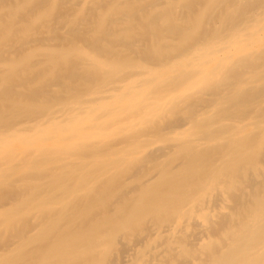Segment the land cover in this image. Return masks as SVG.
I'll use <instances>...</instances> for the list:
<instances>
[{
	"label": "bare ground",
	"instance_id": "bare-ground-1",
	"mask_svg": "<svg viewBox=\"0 0 264 264\" xmlns=\"http://www.w3.org/2000/svg\"><path fill=\"white\" fill-rule=\"evenodd\" d=\"M135 260L264 264V0H0V264Z\"/></svg>",
	"mask_w": 264,
	"mask_h": 264
},
{
	"label": "rangeland",
	"instance_id": "rangeland-1",
	"mask_svg": "<svg viewBox=\"0 0 264 264\" xmlns=\"http://www.w3.org/2000/svg\"><path fill=\"white\" fill-rule=\"evenodd\" d=\"M208 210H204L202 211L201 213H199V219L200 220H205V215L208 214ZM135 262V263H134ZM133 263L131 264H144V261H141V260H135Z\"/></svg>",
	"mask_w": 264,
	"mask_h": 264
}]
</instances>
